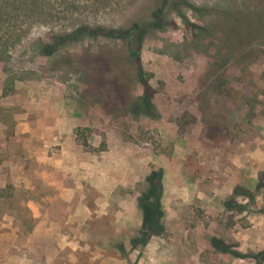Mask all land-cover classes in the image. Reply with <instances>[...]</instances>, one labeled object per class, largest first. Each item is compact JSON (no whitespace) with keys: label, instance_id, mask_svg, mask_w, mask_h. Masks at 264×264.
<instances>
[{"label":"rangeland","instance_id":"374dc122","mask_svg":"<svg viewBox=\"0 0 264 264\" xmlns=\"http://www.w3.org/2000/svg\"><path fill=\"white\" fill-rule=\"evenodd\" d=\"M76 179L54 264H264V0H0V264H47L30 200Z\"/></svg>","mask_w":264,"mask_h":264},{"label":"crops","instance_id":"0c3cea01","mask_svg":"<svg viewBox=\"0 0 264 264\" xmlns=\"http://www.w3.org/2000/svg\"><path fill=\"white\" fill-rule=\"evenodd\" d=\"M84 179L86 181L88 177L85 175ZM81 185H84L82 180L76 179L74 185H66L62 187L61 192L46 196L43 199L48 205L59 207L63 210L66 209L67 213L54 215V213L52 214L49 211L45 212L46 210L38 206L36 198L30 200V211L35 225L34 230L32 232L28 231V236L25 238L28 243L22 245V248L27 250V252L25 251V257L28 259L31 257L35 258L36 247L34 246V241L43 240L45 242H52L50 247L47 246L42 249V251H46L44 252L45 254H50L46 261L47 264L55 263L53 254L59 256L64 251H68L72 263L79 262L77 256H80V251L82 252L87 248L85 241H87V236L90 235L88 230H85L83 227V224L86 223V219L93 216V210L86 202L87 196H78ZM82 219L84 222H81ZM65 225H67L66 228ZM0 231H2V228H0ZM19 231L17 229L15 232L14 229L12 233L16 236ZM13 235L5 232L0 234V239L8 242L11 241L10 244L12 246H17V241H15ZM7 263V261L4 262V264Z\"/></svg>","mask_w":264,"mask_h":264},{"label":"trees","instance_id":"16d2710c","mask_svg":"<svg viewBox=\"0 0 264 264\" xmlns=\"http://www.w3.org/2000/svg\"><path fill=\"white\" fill-rule=\"evenodd\" d=\"M165 1H166V0H165ZM153 12H154V11H153ZM153 12H152L153 16H155V17L157 18V17L159 16L161 10L157 9L154 13H153ZM152 14H151V15H152ZM155 20H156V19H155ZM158 25H159V24H157V22H156V24H153V22H152V23L148 24V26L141 28V27H139L137 24H134V25L131 27L129 33H128V31H127V32H126V31L124 32L125 38H126L127 40L130 39V40L133 41V43L136 45V43L141 42L142 38L145 36L146 32H147L149 29H151V28H155V27L157 28ZM110 33H112V32L110 31ZM140 73H142V72H141V68H140ZM154 180H155V179H153L152 176L148 178V182H149L152 186H151V188L147 189V190L142 194V196H141V198H140V204H141V206H144V207H145L146 204H147L145 201H149L150 199H152V200H154L153 202H154V204L156 205V209H158V203H157V200H158V194H157V193L160 192V189H159V187H158L159 184H156V183L154 184ZM156 212H157V210H156Z\"/></svg>","mask_w":264,"mask_h":264}]
</instances>
